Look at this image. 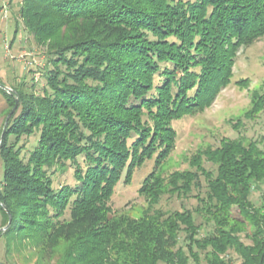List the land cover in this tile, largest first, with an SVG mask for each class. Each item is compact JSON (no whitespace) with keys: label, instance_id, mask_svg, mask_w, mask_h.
<instances>
[{"label":"trees","instance_id":"trees-1","mask_svg":"<svg viewBox=\"0 0 264 264\" xmlns=\"http://www.w3.org/2000/svg\"><path fill=\"white\" fill-rule=\"evenodd\" d=\"M17 8L45 49L44 65L28 70L44 86L37 93L32 78L30 90L0 87L10 110L18 99L0 146L5 256L231 264L232 251L240 264H264V198L251 201L264 185V143L225 138L196 150L186 170L160 172L175 148L172 122L210 108L231 84L238 52L264 39V0H19ZM263 112L264 92L254 93L229 122L239 130ZM147 161L141 215L115 214L116 186ZM163 197L196 206L165 211Z\"/></svg>","mask_w":264,"mask_h":264},{"label":"rangeland","instance_id":"rangeland-1","mask_svg":"<svg viewBox=\"0 0 264 264\" xmlns=\"http://www.w3.org/2000/svg\"><path fill=\"white\" fill-rule=\"evenodd\" d=\"M18 4L19 0H0V85L9 89L13 86L25 85L26 89L30 90L33 78L39 93L44 86V81L39 78L38 72L28 74V70L34 71L44 65L45 49L36 45L33 39L26 35L18 19ZM239 80H247V88L240 89L235 85ZM231 81V84L220 92L211 107L203 113H195L172 122L177 137L171 156L160 168L163 176L174 171L186 170L187 158L196 150L207 146L217 147L225 138L235 139L238 136H244L248 140L264 143V112L254 120L242 119L239 130L235 128L236 122H232L233 124L229 122L241 118L248 110L252 94L264 92V39L238 52ZM10 111L6 101L0 95V135ZM153 167V161H147L141 168L134 171L129 185L119 183L116 186L111 201V208L115 214H123L129 218H137L141 215L146 203L143 198L138 197L137 190ZM1 177L0 162V181ZM59 181H64V178H60ZM262 198H264V185L253 193L251 201L254 206H258L263 203ZM195 206L196 201L193 198L179 200L163 197L159 203V207L165 211H179L182 207L194 209ZM232 215L240 220L236 208L232 209ZM60 256L61 251L57 253L56 258ZM227 258L230 259L231 264L241 262L232 251L228 252ZM3 262L34 264L35 257L27 251L17 254L13 250L6 257L3 241L0 240V264ZM190 264L194 262L190 260Z\"/></svg>","mask_w":264,"mask_h":264},{"label":"water","instance_id":"water-1","mask_svg":"<svg viewBox=\"0 0 264 264\" xmlns=\"http://www.w3.org/2000/svg\"><path fill=\"white\" fill-rule=\"evenodd\" d=\"M0 87L2 89H4L6 92H8L10 94H13V92H12L11 89L2 87L1 85H0ZM17 106H18V99L15 98V104H14L13 108L11 109V111L8 113V115H7V117H6L5 121H4V124H3V128H2V131H1V135H0V146H1V143H2L3 135H4L5 130H6V127H7L8 120L10 119V117L12 116V114L15 112ZM2 207L7 212V210L5 209V207L4 206H2ZM9 225H10V217H9V220H8L7 225L5 227L1 228L0 229V232H4L9 227Z\"/></svg>","mask_w":264,"mask_h":264}]
</instances>
